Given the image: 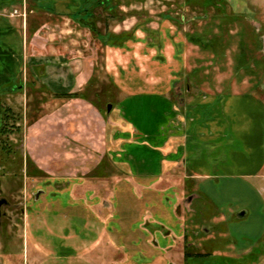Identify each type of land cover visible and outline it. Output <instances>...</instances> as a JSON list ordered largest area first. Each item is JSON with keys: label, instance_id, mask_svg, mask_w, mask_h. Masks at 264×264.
Returning a JSON list of instances; mask_svg holds the SVG:
<instances>
[{"label": "rangeland", "instance_id": "1", "mask_svg": "<svg viewBox=\"0 0 264 264\" xmlns=\"http://www.w3.org/2000/svg\"><path fill=\"white\" fill-rule=\"evenodd\" d=\"M106 1L109 4L104 2L93 11L90 24L77 27L91 33L92 77L84 93L85 100H79L78 96L71 98L76 101L56 112L53 101L43 102L49 96L47 93L42 99L34 89L24 93L5 90L0 94V167L15 172V178L11 177L2 186L10 205L0 219V264H117L125 263L133 254L132 249H117L115 241L100 231L93 220L113 222L116 216L112 208L115 204L113 181L121 173L114 162L122 131L116 107L124 95L116 88L114 76L102 69V48H121L129 55L149 53L156 63L172 66L174 71L182 67L181 73L176 72L182 81L202 83L205 87L212 84L218 87L213 90L221 94L230 91L228 85L232 81L242 80L248 81L249 86L237 88L238 91L251 88L255 93H264L260 91L264 85V53L258 39L264 33V0ZM100 36L111 43L122 39L123 45L103 43L98 39ZM113 36H118V40ZM127 71L122 72L120 80L134 79V74ZM258 82L262 84L258 86ZM190 90L187 97L197 93L193 87ZM202 110L197 107L196 111ZM181 120L178 122L184 119ZM20 145L23 151L18 150ZM6 148L10 149L9 153L5 152ZM213 148L208 147L205 152L210 154ZM170 182L163 188L152 184L150 189L156 190L157 195L168 196L176 205L179 199L175 195L176 187L188 192L194 188L193 193L204 194L214 204L206 198L197 199L190 216L194 224L207 225L211 233L204 234L200 227L194 229V224H187L192 232L182 237L174 227L176 243L167 248L162 240L167 231L161 230L174 218L165 215L164 204L154 200V196L144 202L142 211L149 214L133 227L147 231L152 226L149 232L152 244L160 246L172 264H258L255 255L235 258L231 263L224 258L207 257L214 248L225 250L228 240L233 241L236 252L249 246L261 249V196L254 195L258 185L225 179L197 181L195 185L182 179ZM139 186L133 188L140 198L144 189ZM74 200L90 204L91 242H83L82 205L75 211L68 208ZM154 204L159 205L155 211ZM245 210H249V215L238 218L237 214ZM221 214L225 221H213ZM57 225H69L67 234L65 226L60 228L63 232L54 229L53 236L50 230ZM98 237L100 244L95 245L93 241ZM157 240L159 245H155ZM211 240L214 241L209 243ZM150 250L145 249L147 253ZM139 262L144 260L139 258L131 264Z\"/></svg>", "mask_w": 264, "mask_h": 264}, {"label": "crops", "instance_id": "2", "mask_svg": "<svg viewBox=\"0 0 264 264\" xmlns=\"http://www.w3.org/2000/svg\"><path fill=\"white\" fill-rule=\"evenodd\" d=\"M94 5L96 0H0V94L5 90L24 93L27 89H34L42 99L47 93L49 96L43 102L53 101L56 112L76 101L77 97L69 99L62 97L64 95L78 94L79 100H83L81 98H85L92 77L89 65L91 33L78 28L90 24L92 14L89 10ZM68 25L71 27L67 30L64 27ZM262 29L264 31V25ZM258 39L264 53V33ZM102 52L104 73L114 76L116 88L124 95L116 107L122 131L119 137L121 146L114 162L121 173L113 181L112 201L115 204L112 208L116 214L113 222L111 219L104 222L91 218L90 204L76 200L72 206L69 204L68 208L74 211L79 204L82 205L83 242H91L90 221L93 219L99 230L108 233L115 241L117 249L134 250L125 263L117 264L136 263L139 258L144 262L138 264H168L170 259L166 252L152 244V234L149 233L152 226L147 231L133 227L146 220L149 214L142 211L144 202L154 196V200L164 204L165 215L174 218L161 230L170 232L162 237L168 248L169 244L176 243L174 227L179 230V235L183 234L182 237L184 233L192 232L186 227L194 224L190 218L194 213L192 204L206 196L193 193L194 188L188 192L176 187L179 205H174L168 196L157 195L156 190L150 189L152 184L163 188L175 179L193 185L197 181L239 180L251 182L259 188L253 190L255 196H261V249L249 246L236 252L233 241L228 240L225 250L214 248L207 257L224 258L231 263L235 258L255 255L258 264L264 262V93H255L251 88L238 91L237 88L249 86L248 81L242 80L232 81L228 85L230 91L221 94L213 90L217 86L212 84L205 87L202 83L182 81L176 76L182 67L174 71L172 66L156 63L149 53L132 52L129 55L121 48L108 46L102 48ZM124 70H128L127 74H134V79L120 80ZM191 87L197 93L187 97ZM263 90L262 84L260 91ZM197 107L203 109L202 112L198 113ZM193 111H196L194 115ZM181 119L183 122H178ZM208 147H214L210 154L205 152ZM165 179L169 181L165 182ZM135 185L144 189L140 198L134 193ZM188 199L189 203L186 202ZM157 205L152 206L154 211ZM243 214L242 218L248 216L249 210ZM213 221L223 222L225 219L221 214ZM210 225L214 227L212 223ZM65 226L57 225L50 232L54 236V229L61 231L63 228L67 234L69 225ZM75 227L71 228L74 230ZM193 227H200L204 234L211 233L202 223ZM193 235L197 233L193 232ZM99 241L100 237L93 243L97 245ZM155 243L159 245L158 240ZM149 248L151 253L145 251ZM56 259L59 260V255Z\"/></svg>", "mask_w": 264, "mask_h": 264}, {"label": "flooded vegetation", "instance_id": "3", "mask_svg": "<svg viewBox=\"0 0 264 264\" xmlns=\"http://www.w3.org/2000/svg\"><path fill=\"white\" fill-rule=\"evenodd\" d=\"M6 149H5V152L9 153L10 149L9 148H6ZM18 150L23 151V145H20ZM2 168H4V172H1ZM13 174H15V172H12L10 169H7L6 167H0V219L3 218L5 214V208L8 205H10V201L4 195V192H3L4 190L2 186L11 177L15 178V175ZM186 202L189 203L190 199H188ZM203 230L208 231L207 227H203ZM168 264H172V263L169 262Z\"/></svg>", "mask_w": 264, "mask_h": 264}, {"label": "trees", "instance_id": "4", "mask_svg": "<svg viewBox=\"0 0 264 264\" xmlns=\"http://www.w3.org/2000/svg\"><path fill=\"white\" fill-rule=\"evenodd\" d=\"M104 2H106V4H109V2L106 1V0H96V6L94 5V6L91 7V9L89 10L90 13L93 15V11L95 10V8H97L98 6L99 7L102 6ZM86 12L87 11L85 10L84 13H86ZM82 26L85 27L86 24H83ZM111 38H113V39L116 38L115 41H117L119 37L118 36H113ZM98 39L100 41H102L103 43L110 44V45H116V46H119V47H121L123 45V41H124V40L121 39V41H118L117 43H115L114 41L111 43L110 41H106L107 40L106 37L104 38L103 36L98 37ZM77 96H78V94H70V95H64L62 97L71 99V98H74V97H77ZM81 99H85V98H81Z\"/></svg>", "mask_w": 264, "mask_h": 264}, {"label": "water", "instance_id": "5", "mask_svg": "<svg viewBox=\"0 0 264 264\" xmlns=\"http://www.w3.org/2000/svg\"><path fill=\"white\" fill-rule=\"evenodd\" d=\"M110 109H111V106L109 105V106H108V109H107L108 112L110 111ZM243 215H244L243 212H241V213L237 214V217H238V218H242Z\"/></svg>", "mask_w": 264, "mask_h": 264}, {"label": "built area", "instance_id": "6", "mask_svg": "<svg viewBox=\"0 0 264 264\" xmlns=\"http://www.w3.org/2000/svg\"><path fill=\"white\" fill-rule=\"evenodd\" d=\"M16 13V12H15Z\"/></svg>", "mask_w": 264, "mask_h": 264}]
</instances>
